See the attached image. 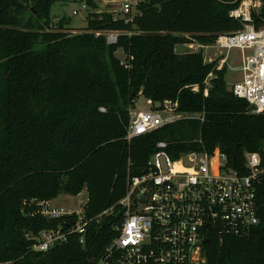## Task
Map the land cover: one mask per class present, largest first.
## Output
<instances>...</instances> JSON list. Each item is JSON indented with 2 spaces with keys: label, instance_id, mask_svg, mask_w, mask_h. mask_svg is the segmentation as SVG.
<instances>
[{
  "label": "trees",
  "instance_id": "obj_1",
  "mask_svg": "<svg viewBox=\"0 0 264 264\" xmlns=\"http://www.w3.org/2000/svg\"><path fill=\"white\" fill-rule=\"evenodd\" d=\"M61 1L0 0V264H93L116 235L128 177L148 170L160 142L174 159L218 147L242 172L245 154L264 149V113H251L228 87L227 66L206 62L202 50H177L243 30L231 15L242 0H139L131 20L90 11L77 33L66 17L53 23ZM261 2L256 29H264ZM141 95L153 109L177 103L181 117L128 140ZM84 190V235L69 232L74 217L40 213L37 202ZM257 205L249 235L210 236L206 264H264V179ZM58 228L65 240L34 250L35 236Z\"/></svg>",
  "mask_w": 264,
  "mask_h": 264
},
{
  "label": "built area",
  "instance_id": "obj_2",
  "mask_svg": "<svg viewBox=\"0 0 264 264\" xmlns=\"http://www.w3.org/2000/svg\"><path fill=\"white\" fill-rule=\"evenodd\" d=\"M138 3L139 0H125L122 17L131 20ZM261 5V0H242L231 15L245 23L244 29L222 34L214 43L228 50H249L243 56V79L232 90L247 100L255 114L264 113V29L252 25V12ZM83 10L90 12L86 2L73 15ZM107 37L113 43L118 35L110 32ZM220 62L225 66L227 57H221ZM176 106L177 103L167 101L163 109L131 110L127 139L145 135L181 117L178 113L170 115L171 111L176 112ZM158 146L148 170L128 177L126 195L118 202L124 212L115 225L116 235L93 264H206L205 239L209 240L215 232L220 240L226 236H247L260 223L257 184L264 179V149L245 154L242 172L229 166L227 156L218 147L212 152L191 151L174 159L164 149L166 143L160 142ZM37 204L45 217H74L69 232L86 233L90 219L85 208L74 211L55 207L52 200ZM34 239V250L45 252L65 240L66 233L58 228L43 231Z\"/></svg>",
  "mask_w": 264,
  "mask_h": 264
},
{
  "label": "rangeland",
  "instance_id": "obj_3",
  "mask_svg": "<svg viewBox=\"0 0 264 264\" xmlns=\"http://www.w3.org/2000/svg\"><path fill=\"white\" fill-rule=\"evenodd\" d=\"M125 0H96L97 7L91 8V12H105L110 11L117 16L122 15V7ZM85 3V0H64L57 2L52 6V18L53 23L56 24L60 19L66 17L70 23L69 29L74 31L73 33L80 32L83 28L87 26V17L89 10H83L78 15H73V11L79 9L81 5ZM202 46H205L202 48ZM186 49L188 51H203V57L206 62H211L223 56L227 57V73L226 81L230 89L233 88L234 84L243 79V72L241 71L243 56L249 54V50H243L240 48L226 49L220 48L216 45H203L200 42H195L193 44H184L179 45L178 52H184ZM119 57L123 56V52L119 50L117 52ZM220 61V60H219ZM220 65V62H219ZM154 107L149 104L148 99L141 95L135 103V106L132 108L136 111H149ZM177 114L176 112L171 111L170 115ZM198 116V115H197ZM88 201V192L84 190L79 195H70V194H61L58 197L52 200V204L55 207H64L71 210H82L85 208V205Z\"/></svg>",
  "mask_w": 264,
  "mask_h": 264
},
{
  "label": "crops",
  "instance_id": "obj_4",
  "mask_svg": "<svg viewBox=\"0 0 264 264\" xmlns=\"http://www.w3.org/2000/svg\"><path fill=\"white\" fill-rule=\"evenodd\" d=\"M205 46H203L202 48H204ZM184 49H185V51L184 52H187L188 50L186 49V47H184ZM177 50H178V48H177ZM218 60H220V58H218ZM220 62V61H219ZM219 67H223V63L222 62H220V66Z\"/></svg>",
  "mask_w": 264,
  "mask_h": 264
},
{
  "label": "water",
  "instance_id": "obj_5",
  "mask_svg": "<svg viewBox=\"0 0 264 264\" xmlns=\"http://www.w3.org/2000/svg\"><path fill=\"white\" fill-rule=\"evenodd\" d=\"M208 241V239H205V242H207Z\"/></svg>",
  "mask_w": 264,
  "mask_h": 264
}]
</instances>
